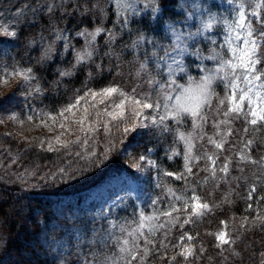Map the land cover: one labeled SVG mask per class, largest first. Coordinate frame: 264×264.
<instances>
[{
  "label": "trees",
  "instance_id": "16d2710c",
  "mask_svg": "<svg viewBox=\"0 0 264 264\" xmlns=\"http://www.w3.org/2000/svg\"><path fill=\"white\" fill-rule=\"evenodd\" d=\"M159 3L160 12L153 18L150 10L143 8L139 3L135 5V8L141 9L139 14L121 12L115 15L116 8L110 0H64L63 6H60L61 0H19L15 4L27 13L26 20L18 27L16 38L0 41V50L5 48L10 54L9 58L19 66L32 69L41 92L39 99L47 108L56 112L74 103L85 91L106 88L121 77L124 80H134L133 70L136 74L140 73L134 80L140 85L141 79L145 80V71L137 67L142 63L145 64L147 77L150 70L159 68L162 61L153 53L158 54L162 48L154 49L146 41L154 39L158 44L166 45L171 35L168 34L169 28L165 29V24L179 22L176 27H180L186 21L181 12L184 0H159ZM0 5L2 6L1 3ZM48 5L53 6L52 12H49ZM101 7L104 8L103 15L99 13ZM125 20L126 24L122 22ZM97 27L111 30L115 33V40L109 41L107 31L101 33L97 37V54L93 56L92 62L77 66L72 76L59 75L61 71L71 70L75 63V53L72 49L65 51L63 41L55 42L50 59H41L44 50L54 41L58 30H63V35L68 36L69 42L79 50L84 44V39L77 37L76 33L84 30L94 31ZM141 34L144 35L145 41L138 44L136 42ZM198 45L202 47V56L210 54L205 43L198 42ZM185 63L188 74L193 77L202 74L200 68L212 66V61L209 60L193 59ZM165 77L167 78L166 74ZM178 83H181L180 80ZM217 86L222 87V84ZM240 123L234 127L238 132L245 128L244 123ZM211 126H204L206 137L211 136ZM257 129L260 133L251 150L255 155L254 160H258L264 148V126H258ZM137 144L154 148L160 171L159 187L152 196L128 195L111 209L108 216L103 215L99 205L86 204V201L100 181L121 174L123 168L119 166L118 159H114L116 163H110L108 170L92 177H89L92 170L84 169L86 165L82 166L83 163H67L64 169L75 168L73 174L81 176L68 187L58 184L56 186V180H50L52 183L49 182L48 186L42 189L36 187L27 192L0 185V264L102 262L105 256L116 252L117 240L132 239L126 231L138 227L141 215L157 217L152 222L155 227L169 219L162 213L171 211L173 205L182 208V202L176 201L168 193L169 188L176 195L185 197H189L195 189L201 200L209 204L210 211L200 218H192V222L183 229L176 226L168 232L165 227L151 236L139 237L141 247H144L146 238L157 245L163 241L169 247V251L163 254L171 257L172 244L178 242L182 233L187 232L194 237L191 243L195 253L189 258L188 264H264V225L259 222L255 225L251 223L256 212H264V202L257 203L258 197L264 194V175L258 165L238 163L235 152L230 148L232 145L226 144V150L221 152L208 145L205 138L203 141H196L197 150L203 151L207 148L209 152H217L221 157V163L217 161L216 165L217 175L213 178L209 173L200 171L205 167L204 161L205 163H195V176H188L184 169L183 155L178 152L182 144L176 140L172 131L153 135L143 143L137 141ZM23 148L19 147L20 150ZM173 151L178 154L169 159ZM32 153L24 154L27 159L26 163H23L24 170L33 171L46 164H56L53 163L56 162L53 154L43 153L41 156L36 150H32ZM225 156L233 162L227 176L219 172ZM253 166L254 176L251 174ZM240 168L244 171H239ZM165 171L176 175L183 174L186 179L177 180L165 176ZM253 185L256 186L257 192L249 201L246 197ZM249 203L252 204L251 210H247ZM173 215H180L181 221L185 218L180 213ZM246 216L248 223L241 227ZM221 221L225 223L222 224ZM122 228L125 231L122 232ZM222 229L228 232V237L233 242L218 248L214 234ZM143 231L147 233L148 228ZM177 259L184 264L182 258ZM149 260L150 264H164V261L151 254Z\"/></svg>",
  "mask_w": 264,
  "mask_h": 264
},
{
  "label": "snow or ice",
  "instance_id": "6c2138e0",
  "mask_svg": "<svg viewBox=\"0 0 264 264\" xmlns=\"http://www.w3.org/2000/svg\"><path fill=\"white\" fill-rule=\"evenodd\" d=\"M110 2L116 8L115 15H119L121 12L139 14L141 9L135 8V5L138 3L142 4L143 8L149 9L153 18H155V14L160 12L159 0H110ZM63 3L64 0H61L60 6H63ZM245 4H247V10ZM236 9L237 12L234 20L231 23L225 21V29L223 30L226 31V36L220 45L221 48L226 49L224 54L216 52L214 49H209L210 54L202 56L200 49H194L189 44V41H192L195 37L202 36L205 32H210L213 29L217 21L211 15L206 21L202 22V27H198L195 33L187 31L186 28L178 29L176 24L179 22L170 23L168 28L172 39L168 45H160L154 39L146 41L154 49L162 48L163 55L159 56L160 61H167L169 57L171 58L170 62H166V80L157 81L155 77L148 80L149 84L155 85L156 90L164 101L162 105L163 113L159 112L161 104L150 103L148 99L142 100L130 97L115 86L103 88L99 92L93 90L85 91L64 112L73 113V110L78 108L81 101L86 100L88 97L91 98V101H98L99 104L104 105L106 101H110L115 96H118V101L112 105L114 110H106L103 115H107L113 121L119 120L124 125L123 133L125 136L135 133L138 128L150 126H158L162 131H172V126L166 123V121H173L177 129L176 140L183 144L185 173L188 176H195L196 173L193 171L194 166H196L195 162L204 160L206 162L205 167L200 169V171L207 172L211 177L215 178L217 175V160L219 159L217 152L209 154V149L205 148L197 154V144L195 141H203L206 138L208 145L222 152L226 150L225 145L229 143L228 138L233 135L230 127L226 131L221 132L220 128L222 125L227 127L230 125L232 119L243 117L245 123L252 126L253 131L257 126H264V0H244V2L237 3ZM48 10L52 12L53 6L48 5ZM99 13L100 15L104 14L103 7L99 9ZM122 22L127 23L126 20ZM105 31L108 32L109 41L115 40V33L103 27H97L94 31L84 30L77 32V37H83L84 39L82 48L77 50L69 42V37L63 35V30H58L54 41L44 50L41 59H50L54 51L55 42L63 41L65 51L72 49L75 53V63L72 65L71 70L61 71L59 75L70 77L77 66L92 62L93 56L97 54L95 49L97 37ZM16 36L17 32L15 30H11L8 26L0 24V41L14 39ZM144 41L145 37L141 34L139 41L136 43L139 44ZM212 43L215 44V41ZM153 55H155V52ZM187 56H195L197 60L201 61H213L215 67H202L199 69L202 74L198 77H193L188 74V68L185 64L184 58ZM140 69L141 71H146L145 64L142 63ZM31 73V68L24 71L13 68L11 73H5L4 79H8L9 76H19L25 83H28L35 79ZM139 74L138 72L137 75ZM178 79L183 80L184 83H178ZM218 83L222 84L225 89L222 99L216 93L215 86ZM35 91L39 92L40 89L36 88ZM214 97L216 98L215 113L222 115L218 123H213L212 125L216 129L215 136L219 137V139H215L213 136L206 137L204 131V126L208 122L205 110L213 107ZM0 99H3V97H0ZM90 106L92 108L96 107L95 103H92ZM146 109L156 110L155 115L152 112L145 113L144 110ZM64 112H61L60 115L63 116ZM88 115L89 108L86 107L84 108V114L74 121V123L81 126L82 131L85 130L83 125L88 119ZM96 115L99 116L101 113L97 111ZM11 119H15V117H11ZM189 119L191 120V130L179 131V126L182 123H187ZM104 127L105 130H108L107 125ZM243 132L248 134L250 129L245 127L243 128ZM241 143L243 144V149H238L237 151L239 157L238 163L258 165L262 170L261 174L264 175V157L254 160L251 155L255 140H242ZM63 146L66 147L67 145ZM177 154V152L173 151L168 158L172 159ZM105 156H107V153H105ZM232 163V160L225 156L224 162L219 167V172L227 176ZM145 165L156 167L155 162L146 160L144 155L138 156L135 162L131 164V167L134 170L141 171ZM208 165H211V167ZM238 170L244 171L243 168ZM163 175L174 177L177 180L186 179L183 174L176 175L168 171H165ZM256 192L257 188L253 185L249 189L246 199L251 201L253 194ZM168 193L176 201H181L183 206L182 208H178L173 205L171 211L162 213V215L169 217L167 224H159L154 227L152 222L157 217L141 215L138 227L127 232V235L132 237V239L117 240L116 252L113 255L105 256L102 262L93 261L92 264H150V254L164 261V264H181V261L177 257L182 258L184 264H188L189 258L195 253L191 243L194 237L187 232L182 233L178 237V242L172 244L173 254L171 257L163 254L169 251L168 244L163 241L157 245L151 239L146 238L144 240V247H141L138 243L139 237L151 236L161 228L167 227L168 232L171 231L172 227L176 226L183 229L185 225L192 222V218H200L210 211L209 204L201 200V197L195 193V189L192 190V194L189 197L176 195L171 188L168 189ZM259 199L261 202H264V196H261ZM251 209L252 204L249 203L247 210ZM173 213H180L185 218L181 221V216H174ZM257 222L264 225V212H257L255 218L251 221L252 225H255ZM221 223L224 224L225 222L221 221ZM245 223H248L247 216L244 217L241 227ZM146 227L148 228L147 233L143 231ZM121 231L123 232L125 229L122 228ZM209 235L213 234L209 233ZM214 235L215 240L218 242L216 244L218 248L233 242L228 238V233L224 230H220ZM165 240H167V234L165 235Z\"/></svg>",
  "mask_w": 264,
  "mask_h": 264
},
{
  "label": "rangeland",
  "instance_id": "374dc122",
  "mask_svg": "<svg viewBox=\"0 0 264 264\" xmlns=\"http://www.w3.org/2000/svg\"><path fill=\"white\" fill-rule=\"evenodd\" d=\"M17 1L19 0H0L2 4V6L0 5V24L6 25L16 32H18V27L26 20L27 14L22 7L18 8L15 4ZM240 2H244V0H231V2L229 0H184L181 12L186 21L177 28H186L187 31L195 33L197 28L202 27V22L206 21L210 15L215 17L217 23L214 24L213 29L210 32H205L202 36L195 37L192 41H189V44L192 48L196 47L195 49L201 50V45L197 46V43L202 42L208 46L206 47L208 52L209 49H214L216 52L224 54L226 49L221 48L220 45L226 36V31L223 30L225 29V21L231 23L234 20L237 12L236 5ZM245 7L247 10V4H245ZM168 25L169 23L165 24V29H168ZM168 34H170L169 30ZM171 39L172 37H169L166 45L171 42ZM213 41H215V44L212 43ZM6 51L5 48L0 50V97H3V99H0V185L17 188L20 192H27L34 190L36 187L42 189L48 186V183L51 182L50 180H56V186L58 184L59 186L68 187L70 183L76 182V179L81 176L73 174L75 168L64 169L67 163H83L84 165L82 166L86 165L84 169L89 168V170H92L89 175V177H92L108 170L110 163L114 164L116 163L114 159H118L119 166L123 168L121 174L113 175L100 181L90 192L86 204L99 205L102 208L103 215L108 216L110 211H112L111 209L128 195L134 197L153 195L160 183V171L155 159V150L153 147L147 148L144 144H137V141L143 143L153 135L169 133V131H162L158 126H150L138 128L135 133L125 136L123 133L124 125L119 120L113 121L107 115H103L106 110H114L112 105L118 101V96L106 101L104 105L99 104L98 101H91V98L88 97L86 100L81 101L78 108L74 109L71 114L64 112L69 105L54 112L47 108L42 103V100L39 99L41 92L35 91L36 88H39L35 79L28 83H25L19 76H9L8 79H4L5 73H11L13 68H18L21 71L27 69L10 59V54ZM161 55H163L162 49L154 56L159 57ZM184 59L185 62L188 60L193 61L196 57L187 56ZM170 60L171 58L169 57L167 61L160 63L159 68L150 70L148 77L147 71L143 72L145 80L142 81L141 79L140 85L137 84L138 81H134L137 74L133 70L132 78L134 80H124L121 77L107 87L115 86L130 97L142 100L148 99L150 103H159L161 104L159 112L163 113L162 105L164 101L156 90L155 85L149 84L148 80L152 77H155L157 81L166 80V62H170ZM185 64L187 65V63ZM198 65L202 67L201 64ZM211 65V67H215L213 61ZM137 68L140 69V66L138 65ZM126 78L130 77L126 76ZM180 82L184 83L183 80H180ZM215 89L217 96L222 99L225 93L223 86H215ZM101 90L93 91L99 92ZM92 103H95V108L90 106ZM215 104L216 98L214 97L213 107L205 110L208 117V125L218 123L222 118V115L215 113ZM86 107L89 108V115L83 125L85 130L82 131L81 126L74 123V121L84 114V108ZM97 111L101 115L97 116ZM61 112H64L63 116L60 115ZM144 112H152L155 115L156 110L146 109ZM11 117H15V119H11ZM240 122L250 129L248 134L243 131H236L234 127L241 124ZM166 123L172 126V133L176 136L175 122L166 121ZM105 125L108 126V130H105ZM228 127H230L233 135L228 138L229 143L227 145H232L230 148L239 159L237 151L238 149H243L241 141L247 139L257 140L260 130L257 129V126L253 131L252 126L246 124L243 117L232 119L227 127L222 125L220 131L224 132ZM190 130V119L187 123H182L179 126V131ZM210 131H212L211 136L219 139V137L215 136L216 129L211 126ZM262 141H264V136ZM19 147L24 148L20 150ZM32 150H36L38 154L41 153V156H43V153L53 154L56 159V162L53 163L56 164H46L41 169L35 168L33 171L30 169L24 170L23 163L27 161L24 154L28 152L32 155ZM245 151L247 150L245 149ZM178 152L183 155V144ZM199 152L202 151L197 150V154ZM105 153H107V156H105ZM211 153L209 152V154ZM140 155H144L146 160L155 162L156 167L145 165L141 171L134 170L131 164ZM251 155L252 158L255 157L254 152H251ZM218 157L217 161L221 163V157ZM261 157H264V148L260 152L258 160ZM19 159L21 160L19 161ZM203 162L204 160H200L195 163ZM250 165L253 164L251 163ZM251 174L254 176V166ZM261 196H264V194ZM260 197H258L257 203L260 201ZM167 221H164L163 224H167ZM222 230L226 231L225 229Z\"/></svg>",
  "mask_w": 264,
  "mask_h": 264
}]
</instances>
